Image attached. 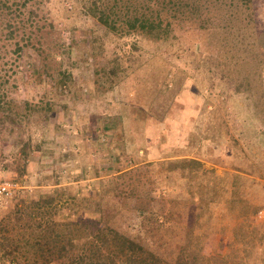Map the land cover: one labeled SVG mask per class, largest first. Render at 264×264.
<instances>
[{
    "label": "rangeland",
    "instance_id": "obj_1",
    "mask_svg": "<svg viewBox=\"0 0 264 264\" xmlns=\"http://www.w3.org/2000/svg\"><path fill=\"white\" fill-rule=\"evenodd\" d=\"M222 3L154 40L77 1L29 0L31 24L0 29V103L19 120L0 124V157L22 161L16 138L37 149L28 173L0 179L18 198L58 195L56 219L113 228L111 246L122 234L164 262L264 264V0L250 29Z\"/></svg>",
    "mask_w": 264,
    "mask_h": 264
},
{
    "label": "trees",
    "instance_id": "obj_2",
    "mask_svg": "<svg viewBox=\"0 0 264 264\" xmlns=\"http://www.w3.org/2000/svg\"><path fill=\"white\" fill-rule=\"evenodd\" d=\"M28 1L0 0V29H5L4 36L11 38L14 29L31 24L35 11L26 8ZM69 1L71 4L77 1L83 11L112 32L139 33L154 40L169 36L171 20L174 23L184 19L194 22L197 27H204L212 18L211 9L225 5L222 0H142L135 4L131 2L135 0ZM232 2L234 8L244 12L240 25L250 29L247 25L254 23L252 0H228V3ZM224 9L229 10L228 5ZM24 10L26 16L21 19L20 15H25ZM14 44L19 50L17 43ZM11 105L10 100L0 103V124L9 121V131L19 126L18 116L10 112ZM16 142V152L21 155L22 161L17 162V156L7 160L1 154L0 169L14 170L17 175H22L29 171L28 155L35 150H32L33 147L37 149V144L31 145L26 137L16 138ZM188 161L198 164L193 159ZM55 196L40 195L34 200L27 196H14L15 202L0 216V260L8 264H52L53 260H58L57 264H190L180 256L164 262L122 234L111 246L112 237L109 235L114 229H110L109 233L99 231L97 221L92 218H54L52 208ZM137 207L134 208L139 213H144L143 205Z\"/></svg>",
    "mask_w": 264,
    "mask_h": 264
},
{
    "label": "built area",
    "instance_id": "obj_3",
    "mask_svg": "<svg viewBox=\"0 0 264 264\" xmlns=\"http://www.w3.org/2000/svg\"><path fill=\"white\" fill-rule=\"evenodd\" d=\"M20 188L21 186L14 180L0 179V208L11 201ZM257 215H260V211Z\"/></svg>",
    "mask_w": 264,
    "mask_h": 264
}]
</instances>
